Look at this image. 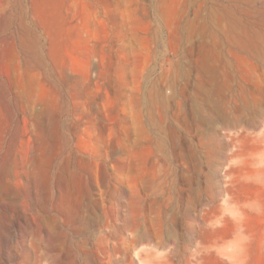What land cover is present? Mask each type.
Listing matches in <instances>:
<instances>
[{"label": "rangeland", "instance_id": "rangeland-1", "mask_svg": "<svg viewBox=\"0 0 264 264\" xmlns=\"http://www.w3.org/2000/svg\"><path fill=\"white\" fill-rule=\"evenodd\" d=\"M0 264H264V0H0Z\"/></svg>", "mask_w": 264, "mask_h": 264}, {"label": "bare ground", "instance_id": "bare-ground-1", "mask_svg": "<svg viewBox=\"0 0 264 264\" xmlns=\"http://www.w3.org/2000/svg\"><path fill=\"white\" fill-rule=\"evenodd\" d=\"M226 118V117H225ZM232 120V119H231ZM227 121V120H226ZM246 122V121H245ZM226 123V122H225ZM262 139H263V137H262ZM261 139V140H262ZM260 140V141H261ZM259 146H261V145H259ZM263 147V146H262ZM184 214L185 215H187L188 214V212H187V210H185L184 211ZM189 231V230H188ZM144 232V231H143ZM216 230H211L209 233H207V234H204L203 236L204 237H206L207 235L208 236H210V241H211V244L212 245H210L209 244V246H213V247H217V239H216ZM162 235V234H161ZM155 237V236H154ZM136 239H138V240H152V238H153V235H150V234H148V233H145V234H139V235H136V237H135ZM156 238H157V240H156V242H157V244H159V245H162L164 242H165V240L163 239V238H161V236H156ZM166 240L168 239V238H165ZM221 239V238H220ZM224 241V240H223ZM222 242V241H221ZM223 244H224V242H223ZM223 244H221V245H223ZM226 245V244H225ZM225 247V246H224ZM148 255H150V253L148 254Z\"/></svg>", "mask_w": 264, "mask_h": 264}]
</instances>
